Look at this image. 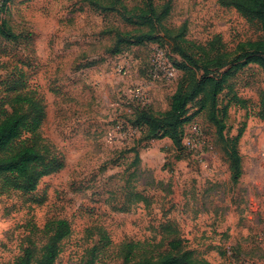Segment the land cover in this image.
<instances>
[{
	"label": "rangeland",
	"instance_id": "obj_1",
	"mask_svg": "<svg viewBox=\"0 0 264 264\" xmlns=\"http://www.w3.org/2000/svg\"><path fill=\"white\" fill-rule=\"evenodd\" d=\"M126 2L134 7L141 0ZM2 4L0 24L5 21L17 39L0 35V121L19 107L33 121L35 103L43 119L15 144L63 167L31 193L12 188V176L0 178V264H17L28 250L35 264L48 223L58 220L71 233L55 264H134L169 253L173 240L203 264H264L260 67L235 71L216 107H189L185 135L201 130L197 152L170 140L146 143L130 122L139 108L134 92L142 86L155 113L169 109L180 76L170 84L148 78L155 47L180 61L169 41L114 56V34L104 31L133 28L95 13L85 0H11L7 10ZM165 24L173 30L186 24L187 39L197 45L220 37L229 52L264 37L221 0H173Z\"/></svg>",
	"mask_w": 264,
	"mask_h": 264
},
{
	"label": "trees",
	"instance_id": "obj_2",
	"mask_svg": "<svg viewBox=\"0 0 264 264\" xmlns=\"http://www.w3.org/2000/svg\"><path fill=\"white\" fill-rule=\"evenodd\" d=\"M9 1L11 0H3V9H8ZM85 2L95 13L105 18L115 15L125 25L133 28L131 31H122L113 27L104 31V34H114V56L126 52L130 47L161 46V42L169 41L172 53L180 58V61L173 62L180 79L178 78L176 91L171 97L169 109L155 113L150 107H139L130 120L131 125L141 133L143 142L168 139L175 144L181 142L184 146L185 127L192 120L189 115L191 105L199 102L201 109L208 104L216 107L218 95L225 90L231 75L240 68L256 65L264 71V37L256 41L241 42L231 52L226 50L220 37L205 46L197 45L187 39L186 24L177 30L166 26L165 21L172 12L173 0H164L161 5H156L155 0H141L134 7H130L126 0ZM221 5L233 8L242 18L257 24L264 34V0H221ZM0 35L8 40L17 39L5 21L0 24ZM18 100L22 103L25 99L19 97ZM234 100L239 104L245 103L236 96ZM30 107L33 121L32 116L23 111L22 107L12 109L11 113H4V118L0 121V178L12 176L11 187L24 193L36 191L43 177L63 167L62 163L45 159L34 147H17L15 144L25 131L35 132L43 119V114L35 103L32 102ZM233 159L232 177L236 182L241 174L240 158L236 152ZM46 228L48 239L35 264H55L60 254V243L71 233L65 220L50 222ZM183 247L182 241L173 240L169 243V253L134 264H203L194 258L191 251H182ZM17 264H34L33 251L28 250ZM124 264H130L129 259Z\"/></svg>",
	"mask_w": 264,
	"mask_h": 264
},
{
	"label": "built area",
	"instance_id": "obj_3",
	"mask_svg": "<svg viewBox=\"0 0 264 264\" xmlns=\"http://www.w3.org/2000/svg\"><path fill=\"white\" fill-rule=\"evenodd\" d=\"M153 50L154 51L150 59V70L148 78L150 80H153L154 82L162 81L167 82L168 84L177 81L179 77V71L170 60V58L165 55L160 47H155ZM143 90V87L139 86V88L135 90L134 95L138 99L137 102L139 103V107L148 108L150 107L149 102ZM201 137V130L195 127L194 136L187 138L185 135L184 147L189 151L197 152L199 150L198 144Z\"/></svg>",
	"mask_w": 264,
	"mask_h": 264
},
{
	"label": "crops",
	"instance_id": "obj_4",
	"mask_svg": "<svg viewBox=\"0 0 264 264\" xmlns=\"http://www.w3.org/2000/svg\"><path fill=\"white\" fill-rule=\"evenodd\" d=\"M158 142L159 141H168V139H164V140H157ZM154 142V143H153ZM151 143H153V144H155V143H157L156 141H152Z\"/></svg>",
	"mask_w": 264,
	"mask_h": 264
}]
</instances>
